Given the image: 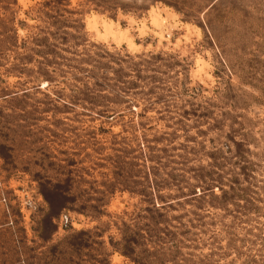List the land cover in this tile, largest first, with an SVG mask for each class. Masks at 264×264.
I'll return each mask as SVG.
<instances>
[{
	"label": "rangeland",
	"instance_id": "1",
	"mask_svg": "<svg viewBox=\"0 0 264 264\" xmlns=\"http://www.w3.org/2000/svg\"><path fill=\"white\" fill-rule=\"evenodd\" d=\"M0 264H264V0H0Z\"/></svg>",
	"mask_w": 264,
	"mask_h": 264
},
{
	"label": "built area",
	"instance_id": "2",
	"mask_svg": "<svg viewBox=\"0 0 264 264\" xmlns=\"http://www.w3.org/2000/svg\"><path fill=\"white\" fill-rule=\"evenodd\" d=\"M71 223V218H70V216H68V215H64V216H62V218H61V225H63V226H68L69 224Z\"/></svg>",
	"mask_w": 264,
	"mask_h": 264
},
{
	"label": "bare ground",
	"instance_id": "3",
	"mask_svg": "<svg viewBox=\"0 0 264 264\" xmlns=\"http://www.w3.org/2000/svg\"><path fill=\"white\" fill-rule=\"evenodd\" d=\"M158 10V9H157ZM158 12H159V10H158ZM154 13V12H153ZM155 13H156V11H155ZM157 15V14H156ZM158 16V15H157ZM93 17V16H92ZM154 17V16H153ZM162 17V16H161ZM154 19V18H153ZM155 19H157L156 17H155ZM162 19V18H161ZM92 20V19H91ZM95 20H96V18H95ZM164 21V20H163ZM166 21V20H165ZM157 22V21H156ZM155 22V23H156ZM159 22V21H158ZM105 23H106V21H105ZM154 23V22H153ZM158 25H159V23H157ZM107 25V24H106ZM110 25H111V22H110ZM113 25V24H112ZM103 26V25H102ZM108 26V25H107ZM106 30H110V29H106ZM113 30H114V27H113ZM118 30V29H117ZM126 31V30H125ZM98 32V31H97ZM122 32V31H121ZM127 34H128V32H126ZM126 33H125V36H126ZM110 34V33H109ZM112 34H114V33H112ZM111 34V35H112ZM120 34V33H119ZM107 35V34H106ZM105 36V35H104ZM114 36V35H113ZM117 36H118V34H117ZM120 36H121V34H120ZM119 37V36H118ZM124 38V37H123ZM117 40H121V39H118L117 38ZM118 42H120V41H118Z\"/></svg>",
	"mask_w": 264,
	"mask_h": 264
}]
</instances>
